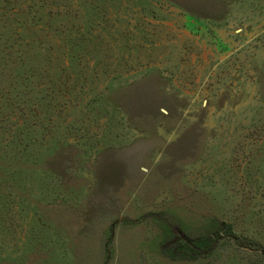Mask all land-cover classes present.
Segmentation results:
<instances>
[{"label": "rangeland", "instance_id": "obj_1", "mask_svg": "<svg viewBox=\"0 0 264 264\" xmlns=\"http://www.w3.org/2000/svg\"><path fill=\"white\" fill-rule=\"evenodd\" d=\"M0 264H264V0H0Z\"/></svg>", "mask_w": 264, "mask_h": 264}, {"label": "trees", "instance_id": "obj_2", "mask_svg": "<svg viewBox=\"0 0 264 264\" xmlns=\"http://www.w3.org/2000/svg\"><path fill=\"white\" fill-rule=\"evenodd\" d=\"M177 246H179L178 253H191L195 255H200L202 252H211L214 249L215 241H210L208 238L201 237L196 241H190L186 237H179ZM175 246V247H177Z\"/></svg>", "mask_w": 264, "mask_h": 264}]
</instances>
